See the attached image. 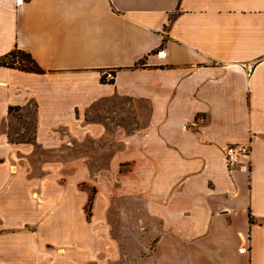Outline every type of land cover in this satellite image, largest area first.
Wrapping results in <instances>:
<instances>
[{
  "label": "crops",
  "instance_id": "0c3cea01",
  "mask_svg": "<svg viewBox=\"0 0 264 264\" xmlns=\"http://www.w3.org/2000/svg\"><path fill=\"white\" fill-rule=\"evenodd\" d=\"M14 49L43 72L0 66V264L99 260L136 204L152 264H264V0H0ZM121 100L138 127L87 120ZM30 105L34 142H10L8 108ZM88 143L112 151L95 177Z\"/></svg>",
  "mask_w": 264,
  "mask_h": 264
},
{
  "label": "rangeland",
  "instance_id": "374dc122",
  "mask_svg": "<svg viewBox=\"0 0 264 264\" xmlns=\"http://www.w3.org/2000/svg\"><path fill=\"white\" fill-rule=\"evenodd\" d=\"M2 61L9 66H29L30 63L26 60L23 54L13 51L11 54L5 56ZM110 81V80H108ZM118 105V104H117ZM130 104L126 100H121L119 103L118 114L119 118H114L116 115H112V118H108L102 113L99 114V109L94 108L93 112L88 114L87 120H101L108 125L109 130H112V127L117 125L126 126L128 130L138 127L135 124L134 120L129 117ZM33 111V106H27L24 110H17L13 112V119L11 120L12 127L17 128V132H21L25 123L30 121V114ZM99 115H103L101 117ZM100 117V118H99ZM114 118V119H113ZM15 136V134L13 135ZM87 148L82 153H87L92 156L90 158V175H94L97 172V165L99 163H107L109 156L111 155V150H100L97 143L86 144ZM250 146V145H249ZM251 149V148H250ZM76 154V152H73ZM88 188V202L84 205L87 213L91 214V210L96 206L95 194L96 188L93 186V182L89 181V185H83L82 188ZM116 205V204H115ZM109 204L107 200H102L100 202L99 208L105 209L108 208ZM114 206V205H110ZM117 206V205H116ZM143 205H134L133 208L129 205L126 206L127 213L129 215H120V220L117 216L108 215L110 219L111 228L105 232V240L107 245L104 250V255L100 256L99 260H91L88 264H152V251H153V236L155 235L154 231L150 227L146 226L145 216L143 211ZM123 207V206H122ZM90 217V216H89ZM91 218V217H90ZM147 227V228H146ZM152 233V235H150ZM94 247H96L94 245Z\"/></svg>",
  "mask_w": 264,
  "mask_h": 264
},
{
  "label": "trees",
  "instance_id": "16d2710c",
  "mask_svg": "<svg viewBox=\"0 0 264 264\" xmlns=\"http://www.w3.org/2000/svg\"><path fill=\"white\" fill-rule=\"evenodd\" d=\"M13 51H17L21 54L24 55V57H26V60H28V62L30 63L29 66H17V67H13V66H9L8 64L4 63L2 61V59L11 54ZM0 66H4V67H9V68H17L19 70H23V71H27V72H34V73H42L43 70L38 66V64L36 63V61L32 58V56L21 49H14L10 52H8L7 54L3 55L0 57ZM101 81H105V77L102 76L101 77ZM111 81V80H110ZM26 107H19V106H10L8 108V113L10 115V123H9V129H8V140L10 142H34V135H35V116H34V111H32V113L30 114V121L27 122H23L25 123L23 130L21 132H17V128L16 127H12L11 125V120L13 119L14 115L13 112H16L17 110H24L26 109ZM15 134V136H13Z\"/></svg>",
  "mask_w": 264,
  "mask_h": 264
},
{
  "label": "built area",
  "instance_id": "2783aa9c",
  "mask_svg": "<svg viewBox=\"0 0 264 264\" xmlns=\"http://www.w3.org/2000/svg\"><path fill=\"white\" fill-rule=\"evenodd\" d=\"M106 80L113 79V75L111 73L105 74ZM197 120L199 122H203L204 118L202 116H198ZM226 166L231 168L236 164H242L243 162H249L250 157V146L249 144H229L224 149Z\"/></svg>",
  "mask_w": 264,
  "mask_h": 264
}]
</instances>
